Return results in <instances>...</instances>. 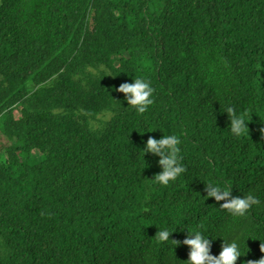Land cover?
I'll use <instances>...</instances> for the list:
<instances>
[{"label":"trees","instance_id":"obj_1","mask_svg":"<svg viewBox=\"0 0 264 264\" xmlns=\"http://www.w3.org/2000/svg\"><path fill=\"white\" fill-rule=\"evenodd\" d=\"M261 62L264 0H0V204L15 222L0 227V264H182L171 235L194 230L218 255L242 221L205 183L248 188L264 210ZM136 77L154 88L142 124L114 90ZM226 106L256 110L248 135L231 133ZM173 134L186 171L163 186L141 150ZM247 239L236 264L264 255Z\"/></svg>","mask_w":264,"mask_h":264},{"label":"clouds","instance_id":"obj_2","mask_svg":"<svg viewBox=\"0 0 264 264\" xmlns=\"http://www.w3.org/2000/svg\"><path fill=\"white\" fill-rule=\"evenodd\" d=\"M114 90L123 93L128 106H132L138 114L145 113L148 107L154 103L152 98L154 88L143 77H136L131 83H121ZM224 112L227 113L230 121L229 129L234 136L240 137L249 134L247 123L250 121L251 115L247 110L237 113L232 106H226ZM260 132L261 136L264 137V128H261ZM180 143L181 140L175 134L163 135L159 139L148 137L141 151L143 155L151 153L159 157L158 165L161 168V171L154 174L151 180L167 186L170 181H174L186 171L185 167L180 163L182 159L180 148L178 147ZM204 192L207 194L206 199L211 197L216 202L223 201L219 207L233 216L243 217L248 213L249 223L239 234H235L234 230L236 229H234L232 233L233 241L223 240L220 246L221 250L215 256L210 254L211 240L206 238L199 230L187 231V236L182 241L171 240L175 247L183 244L189 248L188 258L186 261H181L182 264H236L238 258L242 256L238 244H240L241 238L245 235L248 236V242L245 246L247 252L250 255L256 254L258 251L264 254V243H260V230L264 232V226L258 225L259 212L261 211L260 200L251 193L242 197L233 196L229 187H222L214 181L205 183ZM41 215L43 216L45 213L42 212ZM172 232L174 231H169L168 229L158 230L154 238L158 242H165L169 240ZM243 264H264V255L259 259H249Z\"/></svg>","mask_w":264,"mask_h":264},{"label":"rangeland","instance_id":"obj_3","mask_svg":"<svg viewBox=\"0 0 264 264\" xmlns=\"http://www.w3.org/2000/svg\"><path fill=\"white\" fill-rule=\"evenodd\" d=\"M14 117L15 116L13 114H11L8 117V121L12 122L14 120ZM138 118L141 119L142 118V114H139ZM145 120H146L145 118H142L141 121H140V124L144 123ZM0 142L1 143H5L1 139H0ZM44 158H45V154L42 152V150L39 149V148H34L32 150L30 163L32 165H35V164L39 163ZM243 195L245 196L247 194L244 192ZM240 219L242 221V224H241L240 227H238L236 230H234L235 234H239V232H241L242 229H243V223L245 221V216L240 217ZM0 224H1L2 228H4L7 231H11L13 229L12 217H11L9 211L7 209H5L1 204H0Z\"/></svg>","mask_w":264,"mask_h":264},{"label":"bare ground","instance_id":"obj_4","mask_svg":"<svg viewBox=\"0 0 264 264\" xmlns=\"http://www.w3.org/2000/svg\"><path fill=\"white\" fill-rule=\"evenodd\" d=\"M259 65H260V66L258 67V69L260 70V72L264 73V63L261 62ZM164 83H165L166 86H168V85H167L166 78L164 79ZM182 83H183V81L178 82V83H175V84H173V85L177 86V85L182 84ZM184 83H185L188 87H190L188 81H186V82H184ZM163 94H164V95L167 94L166 90L163 91ZM122 110L128 112L127 114H130V113H131L130 110L127 109V108H125V107H122ZM251 115H253V116L255 115V116H256V110H254L253 113H252ZM263 117H264V110H260V111L258 112V114H257V122H258L259 120H261L260 118H263ZM260 124H261V126H262V122H261ZM97 140H98L99 142H101V139H100V138H97ZM101 143H102V142H101ZM104 153H105V150L102 148V149H101V155H102V156H105ZM106 153H107V150H106ZM230 175H231V174H230ZM228 177H229L233 182H237V183H239L238 180H237L235 177H233L232 175H231V177H230V176H228ZM252 185H253V184H252ZM232 189H233L234 196H241V197H242V196H244L243 193H244L248 188H244V189H242V190H239V188H237L235 185H232ZM262 195H263V194H262ZM205 205H206V203L200 204V207H203V206H205ZM198 206H199V205H198ZM194 212L196 213L197 216H200V213H199L198 211H195V210H194ZM259 215H260V217L264 218V210L260 211V212H259ZM12 221H13V229H14V226H15L14 219H12ZM0 227H2L1 224H0ZM184 233H185V235L182 236V237L179 236V235H176V234H172L171 237H172L174 240L182 241V240L185 239V237L187 236V232H184ZM226 236H227V233H225V236H224V237L226 238ZM184 246H186V245H184Z\"/></svg>","mask_w":264,"mask_h":264}]
</instances>
